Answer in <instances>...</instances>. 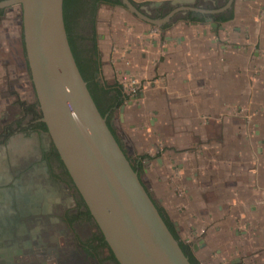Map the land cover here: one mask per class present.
<instances>
[{"label":"rangeland","instance_id":"obj_1","mask_svg":"<svg viewBox=\"0 0 264 264\" xmlns=\"http://www.w3.org/2000/svg\"><path fill=\"white\" fill-rule=\"evenodd\" d=\"M133 1L143 11L151 12L149 7L163 0ZM164 25L145 22L122 5L100 4L97 9L95 28L101 79L108 85H121L126 95L123 109L120 107L113 113L114 128L131 163L141 164L140 177L149 194L164 208L196 257L204 261L199 249L205 244L203 248L210 251L218 264H231L236 259L245 264L244 259L251 261L255 254L264 256V217L260 215L262 212L255 213L250 208L257 204L253 202L248 207L252 213L246 214L241 228L234 224L228 229L230 234L215 235L208 234L207 223L200 219L199 212L202 214L203 210L196 204V198L205 188L200 180L204 177L211 181L219 179L224 196L233 191L246 195L242 190L247 185L246 191L251 189L250 176H260L258 164L264 163V98L254 96L256 100L250 103L244 96L221 98L218 103L193 106V112L189 111L192 114L170 100L168 105L149 104L146 98L154 89V79L161 76L164 87L165 75L155 74L147 79L133 71L131 61L134 53L138 56L151 53L158 59L156 65L164 61L165 34L170 32L171 23ZM205 28L209 35L213 34L211 25ZM154 38H159V47H153ZM227 59L222 58L224 65ZM209 75L206 73V81ZM133 90L136 93L128 95ZM214 91L207 89L206 96ZM141 93L145 94L139 101ZM163 97L168 98L165 94ZM37 100L23 45L22 9L15 5L0 14V159L2 164L6 161L7 170H1L0 176H7V181L12 177V181L16 180L28 191L29 205H22L13 193L17 200L15 209L19 204L22 211L19 227L11 239L16 246L23 247V253L18 251L13 261L14 264H99L78 242L79 238L95 232V224L80 221L73 229L65 223L62 216L75 207L73 191L64 180L50 179V168H44L39 164L41 160H37V154L49 147L50 137L38 133L12 134L11 138L8 135L9 128H16L15 123L24 124L32 119V114L40 109L35 104ZM27 104H35V108L27 110ZM51 170L57 173L52 166ZM242 229L245 233L236 235V230ZM252 241L255 244L249 247ZM102 252L107 254L106 249Z\"/></svg>","mask_w":264,"mask_h":264},{"label":"water","instance_id":"obj_2","mask_svg":"<svg viewBox=\"0 0 264 264\" xmlns=\"http://www.w3.org/2000/svg\"><path fill=\"white\" fill-rule=\"evenodd\" d=\"M121 1L136 17L154 25L166 23L182 9L215 13L234 3L228 0L219 10L178 6L154 18L134 1ZM63 4L64 0H0V9H22L24 47L40 120L120 264H192L90 93L70 45Z\"/></svg>","mask_w":264,"mask_h":264},{"label":"crops","instance_id":"obj_3","mask_svg":"<svg viewBox=\"0 0 264 264\" xmlns=\"http://www.w3.org/2000/svg\"><path fill=\"white\" fill-rule=\"evenodd\" d=\"M177 1L169 2L186 5L210 0H195L191 3ZM164 2L166 1H156L153 4L159 5ZM231 13L233 18L229 20L218 21L216 17L212 21L200 22H190L186 19L188 17L186 14L180 13L167 21L171 25L170 32L165 34L167 56L164 61L156 65L158 59L151 53H143L144 56L133 54L131 62L134 72L147 79L153 78L155 74L165 75L164 87L161 86V76L154 79V89L146 98L149 104L168 105L170 100L171 103L183 106L186 112L192 114L193 106L212 104L221 98L230 100L244 96L245 101L249 103L257 97L264 98V0H234L230 11L225 15ZM212 22L217 23V26L214 27ZM207 24L212 26L213 34H208V29L205 28ZM198 26L199 33L196 32ZM152 43L153 47H159V38H154ZM217 46L219 49L216 48ZM148 48L152 50L151 46ZM222 52H225V55H222ZM223 57L228 58L227 65L222 63ZM206 73L210 74L208 81H206ZM207 89L215 91L206 96ZM144 94L141 93L138 100L143 99ZM163 94L168 98L163 97ZM4 163H0V171H7L6 161ZM258 165H260V169L258 168L260 176L257 178L250 176L251 189L246 191L247 185L245 190H242L246 195H238L233 191V194L222 196L225 190L219 179L215 181L205 177L200 179L205 188L202 194H198L196 204L203 210L202 214L201 211L199 212L201 216L199 218L207 223L205 225L208 226V234H230L228 229L234 227V224L241 228L246 214L252 213L248 207L253 202L257 205L251 206V210L255 213L262 212L260 215L264 217V163ZM1 182L0 205L6 206L5 193L9 189L10 185L8 187L7 185L10 181ZM225 202L229 205L225 206ZM210 222L214 224L209 226ZM241 233H245L243 229L236 230V235ZM238 240L240 242L241 236H238ZM254 244L255 241H252L249 247H253ZM203 247L205 244L200 245L199 249L203 256V264H218L210 251ZM239 247L241 248L240 245ZM257 248L259 249L258 246ZM18 251L22 254L23 247L8 244L6 238L0 237V264H14L13 258ZM257 256L259 255L255 254L251 261L244 259L247 261L245 264H250L252 261V264H264V256ZM231 264H243V260L236 259L231 261Z\"/></svg>","mask_w":264,"mask_h":264},{"label":"flooded vegetation","instance_id":"obj_4","mask_svg":"<svg viewBox=\"0 0 264 264\" xmlns=\"http://www.w3.org/2000/svg\"><path fill=\"white\" fill-rule=\"evenodd\" d=\"M228 0H210L207 2H196L194 4H186V6H192V7H198V8H203V9H210V10H219L222 9L223 7L226 6ZM101 4H106V3H101ZM90 4V9L88 8H80V9H76L75 10V15H74V22H73V35L75 37V45H76V50L81 58V61L83 63V67L89 71L90 74H94L95 78L97 80L102 81L100 74H98V71L96 70V64L94 63V59H96V56L94 54V45L90 40H84L82 38V36H85V31L87 32V34H89L90 36H92V23L90 24L89 22V18H92L94 16L93 14V9L91 7ZM108 5V4H107ZM178 6H184V5H180V4H175V3H171V2H164L163 4H157V5H151L149 8H151V12H146L147 14H149L150 16L154 17V18H160V17H164L166 16L168 13H170L172 10H174L176 7ZM141 7V6H140ZM88 9V10H87ZM143 10V9H142ZM230 11V7L221 11H217L215 13H203L200 12L198 10H194V9H182L177 11L173 16H177L180 13L186 14V16H195L200 15L201 17L205 18V21H209V19H211V21L223 14H226ZM171 20V19H170ZM169 20V21H170ZM167 23V22H166ZM164 23V24H166ZM163 25V24H162ZM89 27L88 29H85L86 27ZM83 29L85 31H83ZM109 95H104V97L102 98L101 102L103 107L107 108L108 105L110 104V100ZM35 108V104H27V110H32ZM38 112H35L32 114V119L28 122V123H24L21 124L19 122L15 123L17 126L14 129L9 128V137H12V134L17 136V135H24L25 133H29V134H33V133H38L39 135H43L46 134L47 136L50 137L48 131H43L40 128H38L39 123L43 122L42 120H40V118L42 117V112L41 114ZM106 116H108V113H106ZM45 123V122H44ZM113 123V122H112ZM25 131V132H24ZM26 135V134H25ZM5 141H7L5 139ZM53 142L50 138V145L48 148H45L43 150H41V152H39L37 155V160H41L39 162V164L41 163L42 166L46 169L50 168L49 171V178L52 179L53 181H60L61 179L64 180L63 182L73 191V195L75 197V207L73 209H70L68 211H66L64 213V215L62 216V219L65 221V223L70 226L71 228H75L76 227V223L80 222V221H85L86 223H90L91 225L96 226L95 232L92 233L91 235H89L87 238H83V239H78V242L80 244V246L83 248V251L89 255L92 258H95L99 264H116V262L112 261L111 259H109V256L111 255L110 252V246L108 244L107 245H103L102 242L98 241L99 237L101 236V229L99 228L96 220L94 219L93 215L92 217H89L87 214H85L86 212V207L84 205H81L78 208V200H80L81 196L77 193L76 191V187L74 186V182L72 183L70 181V178L67 176L65 169L62 166V163L60 162V160L58 159V156L56 154V151L58 152V150H54L53 148ZM59 153V152H58ZM4 158V157H3ZM11 157L8 158V162L10 161ZM2 159H0V163ZM51 166L52 168H55L56 170V174L52 173L51 170ZM65 166V165H64ZM137 167V171L139 172L138 169V164H136ZM67 177V178H66ZM7 176L5 177H1L0 176V182L2 180H7L6 179ZM9 190L6 191L5 193V198L7 199V205H0V237L1 238H6L7 243L8 244H12V245H16L17 243L12 242L13 240V236L17 230V228L19 227V222H18V217L19 214L21 213L22 209L21 207L18 206L15 209V205H16V198H14L13 193H16V197L20 198V202L25 203L26 205H29V201H28V191H24L22 189V186H20V184L15 180L12 181V177L11 179L9 178ZM2 183V182H1ZM2 191L0 190V193ZM27 198V199H26ZM91 213V212H90ZM78 215V217H77ZM175 224V223H174ZM177 229V228H176ZM102 235L104 236V234L102 233ZM12 238V239H11ZM105 238V237H104ZM106 240V239H105ZM107 242V241H106ZM108 243V242H107ZM107 250V254L104 255V253L102 252L103 250ZM192 249V248H191ZM193 251V249H192ZM194 252V251H193ZM195 254V253H194Z\"/></svg>","mask_w":264,"mask_h":264},{"label":"trees","instance_id":"obj_5","mask_svg":"<svg viewBox=\"0 0 264 264\" xmlns=\"http://www.w3.org/2000/svg\"><path fill=\"white\" fill-rule=\"evenodd\" d=\"M133 1V0H132ZM101 3H106V4H110V5H122L125 6L121 0H64V4H63V8H64V19H65V24H66V29H67V33H68V38L70 41V45L72 48V51L74 53L75 59L77 61L78 67L84 77V79L87 82V86L90 90V93L97 105V107L99 108L100 112L102 113V115H106V113H108L107 116V123L108 126L110 127L111 131L113 132V134L115 135L116 139L118 140L120 146L122 147V149L124 150L125 154H126V150L124 148V144L121 140V138L119 137V135L117 134L114 125L112 123V117H113V113L116 109L122 107V105L124 104L125 100H126V95L123 92V88L121 85H108L106 82H104L103 80H97L94 76V74H90L89 71H87L84 67H83V63L81 61V58L76 50V45H75V37L73 35V22H74V15H75V10L78 8H88L90 9V4L92 9H93V14L94 16L92 18H89V22L90 24L92 23V36H82V38L84 40H90L93 45H94V54L96 56V59H94V63L96 64V70L98 71V74H100V56H99V47H98V40H97V31L95 28V16L97 13V9L99 7V5ZM87 9V10H88ZM5 9H0V14H2L4 12ZM233 18V13L229 14V15H220L217 17L218 21H225V20H229ZM188 21L190 22H200V21H204L205 18L201 17L200 15H195V16H189L186 18ZM164 26H167L166 24ZM89 27L87 26L85 29H88ZM84 31V29H83ZM23 45H24V37H23ZM25 50V47H24ZM29 70V69H28ZM30 72V71H29ZM104 95H109L110 97V104L108 105L107 108L103 107L102 105V98L104 97ZM37 106H39V102L37 100V102L35 103ZM40 108V106H39ZM39 113L41 114V109L38 110ZM36 111V112H38ZM38 113V114H39ZM42 115V114H41ZM38 128H40L43 131H48V128L46 126V124L44 122L39 123ZM53 148L56 151V147L53 144ZM56 154L58 156V159L60 160V162L62 163V166L65 168L64 163L59 155V153L56 151ZM127 155V154H126ZM128 159L131 161V158L127 155ZM132 166L134 167V169H137L136 164H138V169H139V175H141V164L140 163H131ZM65 172L67 174V176L70 178V181L73 183L72 178L70 177V174L68 172L67 169H65ZM141 179V177H140ZM74 184V183H73ZM75 186V184H74ZM76 187V186H75ZM147 189V188H146ZM76 191L77 193L81 196V194L79 193L77 187H76ZM148 191V190H147ZM81 199L78 200L77 204H78V208L81 205H84L86 207V212L85 214H87L89 217H92L89 208L87 207L83 197H80ZM153 199V198H152ZM155 205L157 206L161 216L163 217L164 221L166 222L167 226L169 227L170 231L172 232V234L174 235V237L179 241V244L183 250V252L185 253V255L189 258L190 262L192 264H203L194 254V252L192 251L191 247L189 244H187L186 242H184L181 237L178 234V231L176 229V226L174 224V222L170 219V217L166 214L165 210L163 207H161L154 199H153ZM78 217V215H77ZM98 241L102 242L103 245H107L108 243L106 242L104 236L101 233V236L99 237ZM110 248V247H109ZM110 252L111 255L109 256V259H111L112 261L116 262V264H120V262L117 260L116 256L114 255L113 251L110 248Z\"/></svg>","mask_w":264,"mask_h":264},{"label":"built area","instance_id":"obj_6","mask_svg":"<svg viewBox=\"0 0 264 264\" xmlns=\"http://www.w3.org/2000/svg\"><path fill=\"white\" fill-rule=\"evenodd\" d=\"M137 81H134L136 83ZM136 93V90H133V92H128V95Z\"/></svg>","mask_w":264,"mask_h":264},{"label":"clouds","instance_id":"obj_7","mask_svg":"<svg viewBox=\"0 0 264 264\" xmlns=\"http://www.w3.org/2000/svg\"><path fill=\"white\" fill-rule=\"evenodd\" d=\"M30 147H32V144H31V146H30ZM24 155H26V153L22 154V156H24Z\"/></svg>","mask_w":264,"mask_h":264}]
</instances>
